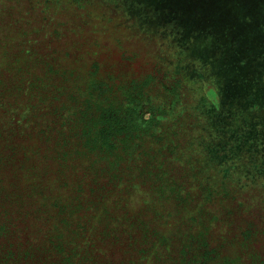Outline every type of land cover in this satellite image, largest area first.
I'll return each mask as SVG.
<instances>
[{"label": "rangeland", "instance_id": "1", "mask_svg": "<svg viewBox=\"0 0 264 264\" xmlns=\"http://www.w3.org/2000/svg\"><path fill=\"white\" fill-rule=\"evenodd\" d=\"M32 75L36 89L23 85ZM110 106L132 127L141 117L126 149L145 172L132 181L140 186L93 193L84 180L79 211L91 205L97 232L133 234L96 240L99 264H171L201 222L212 257L246 262L238 234L264 224V0H0V223L12 241L23 247L44 230L58 190L82 205L81 171L64 177L38 153Z\"/></svg>", "mask_w": 264, "mask_h": 264}, {"label": "trees", "instance_id": "2", "mask_svg": "<svg viewBox=\"0 0 264 264\" xmlns=\"http://www.w3.org/2000/svg\"><path fill=\"white\" fill-rule=\"evenodd\" d=\"M34 77V75L30 76L26 83L22 84L26 86L29 83L30 88L36 89L39 79H42ZM39 93H41V97L45 95L40 90ZM33 97L39 99L38 93L30 96V99ZM47 97L54 99V95H47ZM126 118V109L120 112L114 110L113 106L102 107L97 112L94 122L81 123L79 119L77 123L74 120L72 121L73 125L62 129L68 133L62 132L53 139H47V141L52 140L50 141L53 142L52 147L50 143L48 150L38 154L49 155L52 162H58L62 170L65 171L64 177H67L69 172L81 171L78 175L79 184L75 185L74 192L79 198L78 202L83 201V203L78 208L72 202H67V199L62 200L63 195L58 190V196L44 209L47 214L41 216L45 220L42 225L44 230H35L34 233L29 234L30 239L23 247L20 241H12L10 237L6 236V233L11 235L12 231L8 222H1L0 237L4 236L7 240L3 241L0 238V264H99L100 260L97 258L95 248H93L97 247L96 240L104 241L112 237V241L113 239L121 241L122 236L129 235L130 239L133 237L130 230L109 227L108 224L105 225L104 229L97 232V225L92 224L91 217H86L88 215L87 210L91 208V205L89 204L83 212L79 211L80 208H84L85 203H88L84 196L85 194L88 195L86 189L90 186L85 181L93 182L94 188L89 190L91 193L96 190V187L97 190L99 188L105 189L109 184H112L116 189L121 188L120 186H140V180L132 181L144 174V166L140 168L132 166L126 144L129 140L130 131L134 130L135 132L138 128L137 122L140 123L141 117L136 115L133 120L135 123L133 127L130 126L131 124ZM61 124L65 125L67 122ZM37 148L39 152L41 146L37 145ZM140 161L142 162L141 159ZM76 165L81 166V168L74 169ZM44 174H46V170ZM158 180L159 176L155 177L153 185H157ZM66 181L67 178H65ZM163 185L164 187H160V189L165 192L164 194L171 195L179 191V189L174 191L173 187ZM184 195L188 196V193ZM184 195L179 197L182 199L185 197ZM38 203L43 204L42 202ZM105 211L109 210L104 204L103 214ZM216 219H211L210 223ZM232 222L228 223V226L232 225ZM47 224L48 228L46 229ZM202 224V222L199 224L200 227L197 232L186 233L190 246L187 249L182 248L179 257L171 264H208V260H212L209 264H264V224H259L256 220L247 221L238 234L241 241L238 242V248L236 247L235 250L246 255V262L242 263L237 262L239 255L235 253L222 255L218 253L217 259L215 256L212 257L210 255V236L208 235L210 227ZM238 235L235 234V236ZM143 237H147L146 232H144ZM6 243L13 246V243H16V247L7 246ZM222 245L218 244V248ZM190 249L193 252H190ZM37 252L40 255L37 256Z\"/></svg>", "mask_w": 264, "mask_h": 264}]
</instances>
